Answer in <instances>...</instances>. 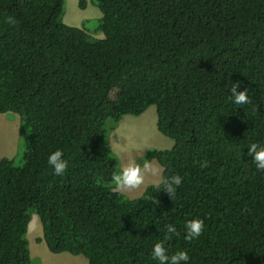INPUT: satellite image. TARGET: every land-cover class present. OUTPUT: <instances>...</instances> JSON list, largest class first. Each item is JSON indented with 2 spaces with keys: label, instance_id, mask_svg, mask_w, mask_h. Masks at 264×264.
Wrapping results in <instances>:
<instances>
[{
  "label": "trees",
  "instance_id": "obj_1",
  "mask_svg": "<svg viewBox=\"0 0 264 264\" xmlns=\"http://www.w3.org/2000/svg\"><path fill=\"white\" fill-rule=\"evenodd\" d=\"M93 1L102 16L88 29L65 22L67 0H0V112L18 113L28 138L22 163L0 160V264H32L34 214L50 251L89 264H159L170 223L169 253L190 256L180 264H264V171L248 155L264 144V0ZM237 82L250 103L229 99ZM151 105L175 144L144 160L182 183L130 198L112 191L109 134ZM58 148L61 176L47 163ZM193 218L204 229L185 240Z\"/></svg>",
  "mask_w": 264,
  "mask_h": 264
},
{
  "label": "rangeland",
  "instance_id": "obj_2",
  "mask_svg": "<svg viewBox=\"0 0 264 264\" xmlns=\"http://www.w3.org/2000/svg\"><path fill=\"white\" fill-rule=\"evenodd\" d=\"M85 11H82L80 0H67V18H78L81 13H101L93 0H85ZM77 15V16H75ZM94 14H91L93 16ZM75 16V17H73ZM86 27L97 26L93 20L86 21ZM22 117L15 112H0V160L4 157L15 159L17 163L23 161V151L27 147L28 138L21 136ZM109 141L113 150L121 159V167L130 160L142 164L146 152L151 148L171 149L175 141L159 131L157 127V107L151 105L142 115H125L118 127L109 134ZM154 166L162 169L161 176L145 173L144 183L134 189L122 190L130 198H138L149 185H156L162 181L163 166L154 159L150 161ZM28 238L30 241L32 264H89L83 255L70 252L54 253L49 250L43 240V228L40 218L34 214L30 222Z\"/></svg>",
  "mask_w": 264,
  "mask_h": 264
},
{
  "label": "clouds",
  "instance_id": "obj_3",
  "mask_svg": "<svg viewBox=\"0 0 264 264\" xmlns=\"http://www.w3.org/2000/svg\"><path fill=\"white\" fill-rule=\"evenodd\" d=\"M13 17L7 18V23L15 24ZM240 83H233L230 88L231 102L237 106L250 103L248 90H240ZM248 155L252 157L253 162L258 170L264 171V144L259 142H253L248 145ZM48 165L53 169L54 174L61 176L65 174L69 161L65 158L64 151L62 149H56L52 151L47 159ZM206 163V162H205ZM203 166V165H202ZM150 172L154 176H161L162 169L158 166H154L150 162L144 161L142 164L130 160L126 165H123L116 174L112 177V191L120 193L125 189H134L144 183L145 173ZM164 184V191L172 194L177 186L181 185L182 177L180 175H172L165 177L162 180ZM204 221L200 218H193L186 221L185 228V240H195L200 237L204 229ZM179 235L177 228L174 224L166 225V233L163 240L155 242L151 250L153 260L159 262V264H180V262H188L190 256L186 249L177 250L175 253L170 254L166 248V241L172 239L173 236Z\"/></svg>",
  "mask_w": 264,
  "mask_h": 264
},
{
  "label": "crops",
  "instance_id": "obj_4",
  "mask_svg": "<svg viewBox=\"0 0 264 264\" xmlns=\"http://www.w3.org/2000/svg\"><path fill=\"white\" fill-rule=\"evenodd\" d=\"M82 11H85V8L82 9ZM67 13V12H66ZM88 15H83L81 13V15L78 16V18H67L66 17V14H65V22L69 25H72V26H77V27H83V25L85 24V22L87 20H93V19H98L102 16V12L101 13H98L97 11H94L93 13H87ZM91 14H94L93 16H91ZM77 16V15H75ZM73 16V17H75ZM90 34H92L93 36L95 37H98V38H103L104 37V34L102 32H97V31H91L89 30L88 31Z\"/></svg>",
  "mask_w": 264,
  "mask_h": 264
}]
</instances>
